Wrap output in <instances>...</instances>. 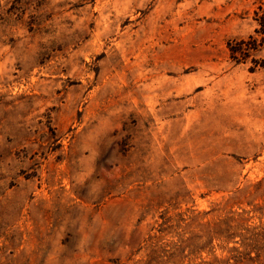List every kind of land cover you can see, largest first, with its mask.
Wrapping results in <instances>:
<instances>
[{"label": "rangeland", "instance_id": "rangeland-1", "mask_svg": "<svg viewBox=\"0 0 264 264\" xmlns=\"http://www.w3.org/2000/svg\"><path fill=\"white\" fill-rule=\"evenodd\" d=\"M0 264H264V0H0Z\"/></svg>", "mask_w": 264, "mask_h": 264}]
</instances>
